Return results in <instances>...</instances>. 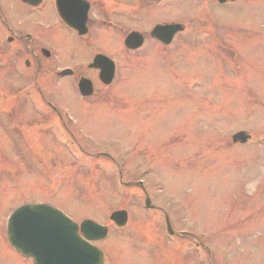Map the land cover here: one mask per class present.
<instances>
[{"label":"rangeland","instance_id":"374dc122","mask_svg":"<svg viewBox=\"0 0 264 264\" xmlns=\"http://www.w3.org/2000/svg\"><path fill=\"white\" fill-rule=\"evenodd\" d=\"M9 1L0 0V40L6 23L34 30L38 44L53 53L40 72L45 98L71 112L61 125L38 126L33 110L8 95L18 82L0 71V264H34L7 236L9 216L30 201L49 202L75 221L109 224L108 237L98 243L106 264H264V0L232 7L216 0L173 2L170 13L159 10L153 18L187 27L169 53L146 26L129 27L147 36L140 50L130 52L123 48L125 33L110 29L78 40L58 34L50 15L16 10L10 16ZM142 16L143 24L153 17ZM195 25L213 29L217 39L235 37L238 70L231 63L227 68L229 58L219 63L210 43H192L209 35L189 31ZM97 51L116 59L109 86L88 68ZM58 62L92 77L94 97L81 99L67 79L52 81ZM238 131L251 139L234 143ZM146 193L163 205L174 230L188 235H169L164 218L145 207ZM121 208L129 220L118 229L109 217Z\"/></svg>","mask_w":264,"mask_h":264},{"label":"flooded vegetation","instance_id":"af4514ba","mask_svg":"<svg viewBox=\"0 0 264 264\" xmlns=\"http://www.w3.org/2000/svg\"><path fill=\"white\" fill-rule=\"evenodd\" d=\"M175 1L178 0H139L136 3H130L127 0H10L8 6L11 12L9 13L10 16L17 15L18 13L16 10L23 12L27 17H37L43 15L46 17L50 15L53 17L54 30L58 32V34L64 31L73 38H77L78 40L83 39L84 41H87L89 40L87 37L88 36L90 37L92 33L94 35L100 34L102 33V31H108L110 29L112 31H119L120 33H125V37L122 40L123 48L125 50H129L124 44L125 38L129 33L139 32L143 34L142 31H139V29L135 27L134 28H129V27L131 25L134 26L140 25L141 27L146 26L145 28L147 30L149 29L148 30L149 37L153 40V42H155L156 45L158 44V46L162 48H167V49L170 48V50L167 51V53H169V51H171V48L175 43L174 40L176 39V37L179 34H185L188 32L186 30L187 29L186 25L184 27V30L178 32L175 35L174 40L169 44H166L160 41L159 39L152 38L151 32L158 25L176 23L173 21L153 22V18L154 17L157 18L159 10L166 12L169 11L170 13L171 5ZM184 1L195 2L196 0H184ZM237 1L239 0L226 1V2H220V0H216V2L219 3V5L222 6L229 5L231 7L232 5H234L232 3ZM1 11L2 10L0 8V16L2 17L3 12ZM141 15L144 16L153 15V17H150L151 19L147 22V24H143L140 21ZM64 16L69 17V19L66 20ZM32 26H34V23H30L29 27ZM5 27H6L5 34L3 32V36L1 37L2 39L0 40V71H6V74L7 76H9L11 83H13L14 81L18 82L16 85L13 84V90L12 89H11L12 91L9 90L10 93H8V95L14 96L21 103V106L24 107V109L25 107L29 106L31 111L33 110L32 112L36 115L38 119V123H39L38 126L48 122L50 123L52 122L57 125L59 123L61 125V123L64 122L65 120L64 113L67 112L68 114L69 112H71L69 110L70 107L64 104H54L52 100L46 99L44 93L45 90L43 88L42 83L40 82V72L42 70V67L47 69V66L50 64L49 62L50 59L52 58L51 56L53 55L52 51L46 46L38 44V42L36 41V35L33 33L34 31L33 29H31L30 31V29L25 28L23 29V31L22 30L18 31L14 27L13 23L11 24L6 23ZM197 28L198 26L195 25V27H193L189 31L195 30L198 33L200 32L208 33L209 35L208 36L206 35L205 38L206 40L200 39L199 41H195L192 43L194 44L210 43L207 48L211 49L213 53H215L214 55L217 57L219 63L229 58L227 68L229 69V65L231 63L232 69L236 68V70H238L239 65L237 60L239 59V55L241 56V52H239L240 49L238 48L237 41L234 40L235 37H232V41L228 42L226 39L224 40V38L221 39L220 37H218L217 39V34L215 33V31H213L212 32L213 34L211 35L210 31H212L213 29H206V27H204L203 30L198 31ZM84 29L87 31V33L81 35L80 31ZM146 29L143 32H146L147 31ZM143 35H144V44H145L147 36L145 34ZM172 49H174V47ZM138 50H134V51H138ZM129 51L134 52L133 50H129ZM98 54L106 55L105 52H100V51L95 52L91 60L88 62V68L97 74V78L102 84H104V86H109L111 85V83L105 84L100 79L101 67L91 66V64L95 60V57ZM106 56H108L110 59H112L115 62L116 65L115 75H116L117 72V62L115 61L116 59H114L110 55H106ZM59 58L60 57L58 55L56 60L58 61ZM59 63L60 62L56 64L57 67L51 68V80L52 81L55 80V82L58 81L59 83H61L62 80L67 79L71 86H76V91H77L76 93L81 97V99L89 100L90 98H93L94 95L96 94V81L92 77L90 78L88 77V75H85L83 72H81L82 70H80L79 68H76L71 65L61 66L59 65ZM222 69L225 68L220 66V70ZM64 71H68V72L63 74ZM82 79H89L91 81V85L93 88L92 94L90 95L81 94L79 84ZM62 107H68L69 109L64 108L67 109L66 111L63 110ZM37 129L39 128L37 127ZM65 132L69 133L72 139H76V136L74 135V132L71 129H66ZM9 139L12 142L13 138L10 137ZM23 139H25L26 142H29L31 136L24 135ZM100 156H103V154ZM17 157L20 161L24 163L25 169L33 172L35 168L30 166L29 162L26 159L21 158L19 155ZM102 158L109 159V157L106 156V154ZM1 168L3 172L9 170V167L6 165ZM45 170L46 168L44 167L42 168V172L38 170L39 175H42L45 172ZM119 172L121 174L122 170L119 169ZM137 181L138 183H135L136 187L139 188L141 191L145 192L144 181L142 180H137ZM147 195L148 194L146 193V196ZM27 204H48L56 207L55 205L49 202H43V201H30L24 203L23 205H27ZM152 204L154 205V207L148 210L156 211L157 212L156 214L158 215V217L156 218L157 219L164 218L166 225V215H167L166 209L163 207L162 204L155 205L153 201ZM82 221L80 220L77 222L80 223ZM106 225L109 227V231H110V225L109 224ZM7 226H8V222H7ZM122 228H118V229H122ZM180 235L186 236L188 235V233H179L175 231V234L171 236L179 237ZM103 240H96L93 241L92 243L100 247L98 243ZM17 253L21 257L25 258L19 252ZM104 264H106V257Z\"/></svg>","mask_w":264,"mask_h":264},{"label":"water","instance_id":"95a60500","mask_svg":"<svg viewBox=\"0 0 264 264\" xmlns=\"http://www.w3.org/2000/svg\"><path fill=\"white\" fill-rule=\"evenodd\" d=\"M225 1L227 0H220ZM85 29L80 31L81 35L87 33ZM183 29L184 26L180 23L158 25L151 32V36L169 44L176 33ZM143 43L144 37L139 32H131L125 39L126 47L132 50L140 48ZM91 66L101 67L102 82L110 84L113 81L115 63L108 56L98 54ZM79 88L82 95L92 94L93 88L89 79H82ZM250 138L247 131H238L232 136L234 143H246ZM146 206L153 207L149 197L146 199ZM111 220L122 227L128 221V212L124 209L117 210L111 214ZM166 221L169 233L174 234L168 214ZM7 233L15 250L26 258L31 257L34 264H104L103 251L92 241L105 238L108 227L92 219H86L79 224L52 205L20 206L9 217Z\"/></svg>","mask_w":264,"mask_h":264}]
</instances>
